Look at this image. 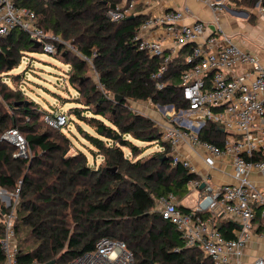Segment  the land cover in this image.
Masks as SVG:
<instances>
[{"label": "trees", "instance_id": "obj_1", "mask_svg": "<svg viewBox=\"0 0 264 264\" xmlns=\"http://www.w3.org/2000/svg\"><path fill=\"white\" fill-rule=\"evenodd\" d=\"M15 1L35 12L39 27L90 58L98 81L87 86L91 77L86 69L91 66L56 43L54 57L67 59L69 83L81 96L69 107L70 114L92 128L93 133L80 132L95 150L90 151L103 161L91 166L81 151L68 155V140L60 130L43 122V111L25 99L22 91L1 83L0 186L7 191L19 188L15 234L18 241L21 231L29 242L25 250L18 243V262L45 264L54 259V264H68L76 256L92 251L101 237H108L124 241L135 264H213L201 249L186 246L175 226L154 209L159 196L171 193L176 200L186 196L187 183L198 174L180 164L172 165L171 147L161 141V131L153 120L127 104L129 99L149 100L159 106L172 105L176 110L186 108L188 102L179 86V75L186 67L185 49L169 62L158 78L163 86L157 88L151 74L162 59L139 50L133 40L145 15L135 14L119 21L105 15L107 9L126 0ZM257 1L234 0L247 9ZM260 4L264 6V0ZM27 51L39 52L41 48L36 49L25 32L11 30L0 45V76L19 66ZM86 111L89 116L84 115ZM12 127L25 138L31 151L29 158L14 157L16 147L1 138ZM224 136L213 121H207L198 132L200 139L219 146ZM132 139L160 143L161 149L138 156L142 149ZM255 221V231L263 232L264 218L259 209ZM234 226L227 219L218 221L225 237L233 236Z\"/></svg>", "mask_w": 264, "mask_h": 264}, {"label": "built area", "instance_id": "obj_2", "mask_svg": "<svg viewBox=\"0 0 264 264\" xmlns=\"http://www.w3.org/2000/svg\"><path fill=\"white\" fill-rule=\"evenodd\" d=\"M204 1L214 15L213 29L209 28V23L195 18L191 23H181L184 17L191 16L185 5L146 14L133 35L139 50L162 59L151 74L157 88L163 86L158 78L166 71L169 62L181 50L186 51L183 55L186 67L179 75V86L188 106L181 108L178 116H173L169 110L164 114L166 118L160 124L161 139L171 147L172 165L180 164L188 172L198 174L187 183L188 188L199 190L200 184L204 183L200 195L187 210L179 207L171 193L157 197L154 209L175 226L186 246L198 247L213 264H243L244 250L253 234L264 235V231H255L257 209L264 218V190L249 179L252 170L264 172V65L235 40L234 34L224 32L219 26L218 13L226 0ZM136 6V0H126L107 9L105 15L111 21H119L137 14L140 10L135 11ZM253 9L264 16L260 0ZM13 29L25 32L32 42H39L41 51L53 56L57 54L56 43L60 42L91 66L90 58L80 54L68 41L39 27L32 9L18 5L15 0H0V45ZM95 76L98 81L96 73ZM166 106L173 108L172 105L159 107ZM42 120L61 130L66 127L69 116L66 110H46L42 112ZM171 120L180 125H173ZM207 121L216 122L224 131L221 146L198 137ZM1 138L16 147L14 157L31 156L27 142L17 128L5 130ZM182 142L200 147L207 169L215 168V159L221 155H231L235 181L219 185L208 182L207 171L198 173L193 162L176 150ZM253 156L257 159H251ZM18 202L19 188L7 191L0 186V264H20L14 228ZM219 219L235 224L232 237H225L219 230ZM68 264L135 262L124 241L101 237L92 251L76 256ZM250 264H264V255L255 257Z\"/></svg>", "mask_w": 264, "mask_h": 264}, {"label": "rangeland", "instance_id": "obj_3", "mask_svg": "<svg viewBox=\"0 0 264 264\" xmlns=\"http://www.w3.org/2000/svg\"><path fill=\"white\" fill-rule=\"evenodd\" d=\"M229 2L233 5L239 6L236 2H234V0H228V3ZM137 6L139 9L142 8V4H138ZM228 6L229 5L226 3L225 6L222 7V10L218 13L219 19L222 20L221 22L224 29L226 27V31H231L233 34H239L241 37L246 39L249 38L248 33L241 29V24L245 23L246 19L230 13V11L226 9ZM243 9H239L240 12L246 11H243ZM238 14L242 15L243 13ZM66 61L67 59L62 58L59 55L54 57L52 54L44 51H27L23 54V57H21L19 66L6 73H1L0 87L1 83H4L14 89H19L22 91L25 99L33 101L42 111L67 110L70 120H68L66 127L59 131V133H61V135L68 140L65 141V146H69L67 154L71 155L77 151H81L85 154L89 165L97 166L103 162L102 157L98 154H93L90 151L95 150L80 132V130H85L89 133H93L92 128L86 125L84 121H81L73 114H70L69 107H72L75 104L76 99H80L81 96L77 93L75 86L69 83V74L67 72L69 66L65 64ZM86 75L91 77L87 86L96 83L95 71L92 66L89 69H86ZM98 89L105 92L100 88V86ZM127 104L135 112L145 111V113H148L159 131L162 130L160 124L165 120L164 114H166L168 110L172 112L173 116H178L180 111V109H168L167 106L160 108L159 106H155V104L152 105V102L148 100L129 99L127 100ZM84 115L89 116L90 112L86 111L84 112ZM170 122L173 125H180V123L176 120H171ZM132 141L139 145L142 149L141 154L138 156L143 154L148 156L161 149L160 143L142 142L134 139H132ZM161 141L163 140L161 139ZM124 151L126 154L129 153L127 148H124ZM189 189L192 192L186 199V202L187 205L192 206L197 198L194 193L195 189L192 187ZM24 237L25 236L20 231V233H18V243L23 250L27 249L29 245V242L24 240ZM32 264L40 263L35 262Z\"/></svg>", "mask_w": 264, "mask_h": 264}, {"label": "crops", "instance_id": "obj_4", "mask_svg": "<svg viewBox=\"0 0 264 264\" xmlns=\"http://www.w3.org/2000/svg\"><path fill=\"white\" fill-rule=\"evenodd\" d=\"M229 6L226 7L235 15L245 18V23H242V30L248 33L249 38H243L239 34H234L235 40L246 50L252 53L260 62L261 65H264V16L259 15L256 9H243L240 6L233 5L232 3H228V0L224 2ZM136 4H142V8L137 14H149L154 12L162 11L163 9L175 7L181 8L187 5L190 9L191 16L187 15L180 22L187 24L191 23L193 19H199L201 21L209 23V28L213 29L215 26L214 15L211 8L206 4L204 0H136ZM231 5V6H230ZM239 9H243L245 12H240ZM248 10V11H247ZM238 13H243L242 15ZM222 20L217 19L219 26L222 30L228 34H233L231 31H226V27L224 29L222 25ZM226 25V24H225ZM234 25V23H233ZM228 28V27H227ZM230 30V28H229ZM231 32V33H230ZM153 34V33H152ZM235 73H238L237 71ZM229 74V71H228ZM153 105V104H152ZM168 112V111H167ZM144 115H147L149 118L151 116L148 113L138 112ZM166 118V117H165ZM152 119V118H151ZM182 156L186 157L196 167L198 173H202L207 171L208 182L213 185H219L221 183H232L234 182V178L232 177V165L231 155L223 154L220 157L216 158V165L213 169H207L204 164L203 155L200 147L197 145H189L186 142H182L178 145L176 149ZM145 155V154H143ZM203 174V173H202ZM249 179L259 188L264 190V172L252 170L249 174ZM192 191L189 189V193L182 197L181 199H177V203L181 204L185 207H191L187 205L186 199L189 197ZM196 198L200 195V190H195ZM261 233V232H260ZM260 255H264V235L259 237L257 234H253L249 244L245 247L244 256H243V264H250L252 260Z\"/></svg>", "mask_w": 264, "mask_h": 264}, {"label": "water", "instance_id": "obj_5", "mask_svg": "<svg viewBox=\"0 0 264 264\" xmlns=\"http://www.w3.org/2000/svg\"><path fill=\"white\" fill-rule=\"evenodd\" d=\"M132 17H133V15H130V16H128L127 18H128V19H131ZM33 46L37 49V48L39 47V42H35V41H34V42H33ZM115 99H116L117 101H120V100H121V97H119V96H115ZM161 107H163V106H161ZM169 107H171V105H169ZM203 187H204V183H201L200 186H199V190H201ZM54 263H55V260L52 259V260L46 262L45 264H54Z\"/></svg>", "mask_w": 264, "mask_h": 264}]
</instances>
